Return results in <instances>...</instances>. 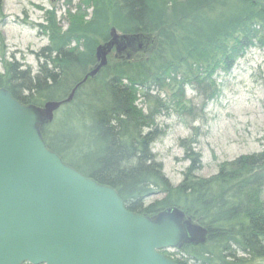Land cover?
<instances>
[{"label":"trees","instance_id":"1","mask_svg":"<svg viewBox=\"0 0 264 264\" xmlns=\"http://www.w3.org/2000/svg\"><path fill=\"white\" fill-rule=\"evenodd\" d=\"M67 6L74 11L66 13V29L54 10L35 25L49 40L36 54L38 71L4 60L0 89L25 106L63 103L53 122L40 128L47 147L114 188L128 211L155 217L173 208L208 231L204 243L161 251L174 263L264 264V136L261 152L220 164L208 179L196 177L203 167L193 141H181L191 164L179 186L152 150L162 134V110L193 115L190 88L204 111L219 94L215 77L230 72L251 48L264 49V0H80ZM114 32L157 40L143 60L98 66L99 51ZM165 92L170 106L160 99ZM140 99L149 101L147 109Z\"/></svg>","mask_w":264,"mask_h":264},{"label":"water","instance_id":"2","mask_svg":"<svg viewBox=\"0 0 264 264\" xmlns=\"http://www.w3.org/2000/svg\"><path fill=\"white\" fill-rule=\"evenodd\" d=\"M62 104H46L43 122L42 109L0 89V264H176L161 251L206 241L176 209L128 211L114 188L51 151L40 128Z\"/></svg>","mask_w":264,"mask_h":264},{"label":"rangeland","instance_id":"3","mask_svg":"<svg viewBox=\"0 0 264 264\" xmlns=\"http://www.w3.org/2000/svg\"><path fill=\"white\" fill-rule=\"evenodd\" d=\"M69 2L76 6L80 0H0V31L5 38L4 44L0 45V73L4 72L2 61L14 58L34 73L38 71L36 54L48 46L49 40L35 25L45 24L46 13L54 10L66 29V13L69 9L74 11V7L67 6ZM156 40L154 35L125 36L114 32L112 41L99 51L98 66L116 59L143 60L154 48ZM215 82L219 94L208 102L204 111L203 99L188 88L187 98L195 107L193 115L175 114L173 109H164L157 116L162 134L152 150L174 186L183 182L184 173L191 164L181 147L183 140H192L194 149L202 156L203 168L196 173L199 179L217 175L224 162L263 150L264 49L248 50L230 72L217 75ZM160 99L170 106V93H162ZM148 105L147 99L139 100L140 107L147 109ZM151 105L154 107L153 103ZM56 117L57 113L54 119ZM181 218L187 220L183 214ZM169 251L174 253L175 250Z\"/></svg>","mask_w":264,"mask_h":264}]
</instances>
